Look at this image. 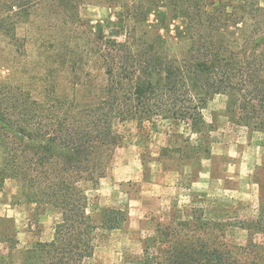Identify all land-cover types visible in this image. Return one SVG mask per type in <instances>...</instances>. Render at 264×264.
Instances as JSON below:
<instances>
[{
	"label": "trees",
	"instance_id": "trees-1",
	"mask_svg": "<svg viewBox=\"0 0 264 264\" xmlns=\"http://www.w3.org/2000/svg\"><path fill=\"white\" fill-rule=\"evenodd\" d=\"M176 3L187 21L180 54L162 37L137 38L134 29L125 42L101 39L105 79L84 99L60 93L53 82L40 99L23 90L0 97V189L15 181L28 203L61 213L53 240L32 249L20 250L15 235L0 232L8 250L0 264H91L99 231L128 222L122 210L102 209L98 219L90 213L89 191L106 177L122 142L119 124L187 125L200 134L198 155L209 157L204 110L224 95L231 121L264 135V7L247 0L236 13L209 10L207 0ZM193 218L159 225L140 264H264L263 198L258 216L241 223L249 234L245 246L220 242L221 223L197 212Z\"/></svg>",
	"mask_w": 264,
	"mask_h": 264
},
{
	"label": "rangeland",
	"instance_id": "rangeland-1",
	"mask_svg": "<svg viewBox=\"0 0 264 264\" xmlns=\"http://www.w3.org/2000/svg\"><path fill=\"white\" fill-rule=\"evenodd\" d=\"M177 1L0 0V97L23 90L40 99L53 82L60 93L76 91L84 99L105 79L101 39L125 42L134 29L137 38L162 37L180 54L187 21ZM207 2L209 10L242 13L247 0ZM227 103L218 95L204 110L209 157L198 155L200 134L187 125L164 121L145 130L136 122L118 125L122 142L106 177L89 191L90 213L98 219L102 209L122 210L128 222L119 230L99 231L91 264H140L159 225L175 226L196 212L222 224L220 242L247 244L241 223L258 216L264 199V135L234 124ZM0 219V232L15 235L18 248L26 250L53 240L61 213L28 203L20 186L7 181L0 189ZM7 252L0 244V255Z\"/></svg>",
	"mask_w": 264,
	"mask_h": 264
}]
</instances>
